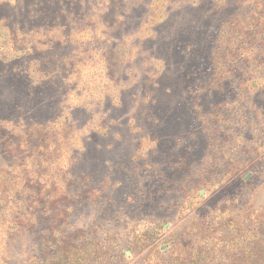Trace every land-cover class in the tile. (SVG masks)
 Instances as JSON below:
<instances>
[{
  "label": "rangeland",
  "instance_id": "obj_1",
  "mask_svg": "<svg viewBox=\"0 0 264 264\" xmlns=\"http://www.w3.org/2000/svg\"><path fill=\"white\" fill-rule=\"evenodd\" d=\"M260 225L264 0H0V264H252Z\"/></svg>",
  "mask_w": 264,
  "mask_h": 264
},
{
  "label": "trees",
  "instance_id": "obj_2",
  "mask_svg": "<svg viewBox=\"0 0 264 264\" xmlns=\"http://www.w3.org/2000/svg\"><path fill=\"white\" fill-rule=\"evenodd\" d=\"M259 230H260V232H261V236H264V225H260L259 226ZM260 242H263L262 240L260 241ZM264 243V242H263ZM264 248V244H262V243H260V246H259V249L260 248ZM260 251L262 252V250L260 249ZM189 263H192L191 261H189ZM264 264V259H262L261 257L259 258V259H255V260H253V263L252 264ZM246 264H249V263H247L246 262Z\"/></svg>",
  "mask_w": 264,
  "mask_h": 264
}]
</instances>
